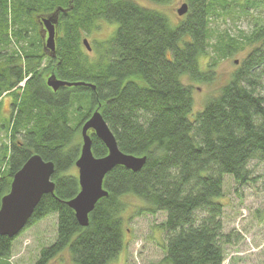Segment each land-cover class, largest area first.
I'll return each instance as SVG.
<instances>
[{"label": "trees", "instance_id": "1", "mask_svg": "<svg viewBox=\"0 0 264 264\" xmlns=\"http://www.w3.org/2000/svg\"><path fill=\"white\" fill-rule=\"evenodd\" d=\"M148 1L159 5L171 0ZM186 1L188 11L176 21L144 0H0V97L31 76L22 91L13 92L20 105L16 129L20 125L29 136L26 147L14 142L10 155L0 159L7 160L5 168L0 166V203L33 154L55 164L54 193L42 197L24 229L48 213L58 214L57 239L35 264L63 261L65 253L71 264H110L124 250L126 222L160 211L166 213L158 227L165 233L164 263H225L227 246L234 242L222 218L225 178L246 185L256 180L251 162L264 161V0ZM234 6L246 15L257 11L261 19L249 33H240L241 40L229 33L221 37L213 45L215 57L209 51L210 24ZM54 14L56 55L47 56L40 38L32 39L31 33ZM100 21L117 28L91 58L84 36ZM27 40L31 48L21 45ZM248 46L239 67L219 82V59ZM45 58L49 66L41 71ZM52 74L96 89L64 86L55 91L46 81ZM216 82L220 85L207 95L206 104L195 110L194 84L212 89ZM74 88L89 94L84 121L99 110L123 152L147 157L139 171L115 166L104 177L109 194L100 198L88 226L79 224L67 204L80 191L72 168L80 157L76 129L84 125L83 119L70 125ZM92 141L96 157L108 154L97 135ZM262 185L264 189V178ZM18 236L0 234V264H11Z\"/></svg>", "mask_w": 264, "mask_h": 264}, {"label": "rangeland", "instance_id": "2", "mask_svg": "<svg viewBox=\"0 0 264 264\" xmlns=\"http://www.w3.org/2000/svg\"><path fill=\"white\" fill-rule=\"evenodd\" d=\"M238 1L241 2L242 0H236V2ZM144 3L161 9L162 12L169 17H173V19L177 21V17H179L177 16V11L184 3L186 4L187 1L171 0L168 3L157 5L151 3V1L144 0ZM249 12L252 14L246 15L242 13L239 7L234 6L232 10L230 9L226 13L221 12L213 19L210 24L212 25L210 32L212 47L209 48L211 54L215 57L218 56V54L214 53L218 52L214 50L213 45L227 33L241 40L240 33L244 32L243 34H247L250 32L256 24V20L261 18L257 16V11L251 10ZM116 28V23L111 25L105 21H100L98 27L92 30L93 32L91 34L84 36L92 47L91 51H87L85 48L91 58L98 55L100 46L104 40L108 38L110 33H113V29ZM57 32L58 27L56 24V37L58 35ZM31 38H40V44L44 46V53H46L47 56H53L51 49L47 48L45 44L47 42L48 33L44 23H41L38 29H32ZM30 43L31 42L27 40L25 43L23 41L21 45L25 48H31ZM16 44H14V48L22 53V46L18 43ZM240 45L242 46L243 44ZM249 49H251V47L248 46L246 49H239L236 52L232 50L233 54L227 58L223 56V58L219 59V63L215 66L216 75L221 77L219 82H224L229 78V73L239 67ZM48 64L49 59L45 58L39 69L43 71L49 66ZM34 74L35 73H32V75ZM30 77L29 75V77L25 78L13 89L4 91L0 97V159L5 153L8 156L10 155L11 151L9 150L14 142L16 143L19 141L23 143V147H26V141L24 139L29 136V132L20 125H17L18 128L16 129L14 118L20 105L19 102H16L15 98H13V92L16 93L17 90L22 91L24 86H26V81ZM212 85L215 88L211 89L210 86L204 83L194 84L195 110L202 109L207 95L212 93L214 91L213 89H216L220 84L216 82ZM80 90L81 89L74 88L70 91L71 101L68 105L70 125H74L80 119H83L81 118V115H83L82 112L85 111L90 104L89 94H79ZM80 104H84V106L81 107V110H78L77 108ZM84 120L85 118L82 124H85ZM82 126L76 129L77 133L75 140L80 151L83 144V139L81 137ZM14 129H16L15 132ZM73 146L71 142L67 148L70 149V147ZM6 161L7 160H0L2 169L5 168ZM250 167L252 171H254L252 177L256 179V182L252 181L246 185H240L231 176L225 178L222 192V201L224 203L222 218L224 230L228 234L231 233L234 242L227 246V257L224 264H264V189L262 185L264 178V161L254 160L251 162ZM76 168L77 167L72 168V172L78 175V169ZM135 201L137 200L135 199ZM165 216L166 213L160 211L156 214L144 212L143 214L130 218L124 226L126 230V237L124 239L126 244L124 250H122L118 258L111 261L110 264H166L163 262L165 252L164 249H162L165 233L161 228H158L161 226V223L166 220ZM58 218L57 213H48V215L33 226L23 230L16 238L13 245V257L10 260L11 264H35L40 258L42 250L56 241ZM65 254L63 261L59 258L51 264H71L69 255L67 253Z\"/></svg>", "mask_w": 264, "mask_h": 264}, {"label": "water", "instance_id": "3", "mask_svg": "<svg viewBox=\"0 0 264 264\" xmlns=\"http://www.w3.org/2000/svg\"><path fill=\"white\" fill-rule=\"evenodd\" d=\"M188 11L187 3L178 9V14L184 15ZM58 15L44 18L48 38L46 47L56 54V24ZM88 40L83 42L91 50ZM47 86L55 91L62 86H87L96 89L91 83L69 82L60 80L52 74L47 80ZM102 113L96 110L82 127L83 144L75 166L78 169L79 193L67 204L75 212L81 226L89 225L90 214L94 211L100 198L108 196L104 189V177L115 166H124L132 171H139L147 161V157H138L123 152L117 143L116 137L105 121ZM93 129L100 140L105 144L108 154L96 157L93 149L92 137L89 130ZM55 164L43 160L39 154H33L22 168L14 175L10 191L2 198L0 207V234L13 238L18 236L28 225L33 212L45 194H53L56 184L52 177L55 173Z\"/></svg>", "mask_w": 264, "mask_h": 264}, {"label": "flooded vegetation", "instance_id": "4", "mask_svg": "<svg viewBox=\"0 0 264 264\" xmlns=\"http://www.w3.org/2000/svg\"><path fill=\"white\" fill-rule=\"evenodd\" d=\"M49 78V77H48ZM58 79H60V80H63V79H61V78H59V77H57ZM62 87H64V86H62ZM86 87V86H85ZM61 88V87H60ZM68 88H70V87H68ZM90 88V87H89ZM57 91V90H56ZM95 112V111H94ZM93 115V114H92ZM91 117V116H90ZM90 117L88 118V119H90ZM87 119V120H88ZM86 122V121H85ZM89 136H93V135H96V133H95V131L93 130V129H91V130H89Z\"/></svg>", "mask_w": 264, "mask_h": 264}]
</instances>
